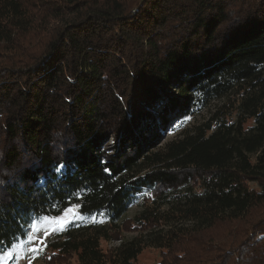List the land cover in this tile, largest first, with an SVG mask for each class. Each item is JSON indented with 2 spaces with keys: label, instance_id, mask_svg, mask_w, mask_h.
Returning <instances> with one entry per match:
<instances>
[{
  "label": "trees",
  "instance_id": "16d2710c",
  "mask_svg": "<svg viewBox=\"0 0 264 264\" xmlns=\"http://www.w3.org/2000/svg\"><path fill=\"white\" fill-rule=\"evenodd\" d=\"M73 206L45 264H264V0H0V247Z\"/></svg>",
  "mask_w": 264,
  "mask_h": 264
},
{
  "label": "rangeland",
  "instance_id": "374dc122",
  "mask_svg": "<svg viewBox=\"0 0 264 264\" xmlns=\"http://www.w3.org/2000/svg\"><path fill=\"white\" fill-rule=\"evenodd\" d=\"M222 103L218 104V106H221ZM209 111L208 109H204L202 111H199L197 113H195V115H192L189 118L188 123L193 124L196 122H201L203 121L205 118H207L209 115ZM251 124V123H249ZM176 124L174 123L173 127ZM172 128V127H171ZM171 128H169V130L165 133V139L163 140L162 144H165L169 141H171L173 138H175L179 131H171ZM250 187L252 188H258L256 184L254 183H250ZM142 195L143 196H148L149 194L147 192H144L143 194H139V197H137L136 199H134V201L130 204L129 206V210L128 212L124 215V218H134L137 214H139L144 206H143V200H142ZM73 209H75V216H71L69 215V223L65 226V228L72 223L73 221L77 220L79 217V213H78V206H73L71 207ZM68 211V209L66 210ZM65 211V212H66ZM40 220H38L37 222H39ZM64 228V229H65ZM29 231V229H28ZM62 231L60 232H52L49 233L47 236H45L44 231H41L39 233H32L33 235L37 236V240L34 241V245L38 244V255H36L35 259H32V253L29 252L27 254H22V258L19 260H16L15 257H13L8 264H29V262H31V264H45V260L43 259V254L46 252H49V250L47 249V246H49V244H51L56 237H58V235L60 233H62ZM137 234H127V237L129 239L133 238L134 236H136ZM42 239L43 243H39V240ZM119 244V242H112L110 244H102V247L104 249H109L111 246H117ZM46 245V246H45ZM50 252H52V250H50ZM159 250L157 249H146L138 258V261L136 264H158L159 262Z\"/></svg>",
  "mask_w": 264,
  "mask_h": 264
},
{
  "label": "snow or ice",
  "instance_id": "6c2138e0",
  "mask_svg": "<svg viewBox=\"0 0 264 264\" xmlns=\"http://www.w3.org/2000/svg\"><path fill=\"white\" fill-rule=\"evenodd\" d=\"M75 214V209L69 208L68 211L63 212L59 216H45L42 217L39 222L33 221L32 224L29 225V231L24 234L26 240L19 241L10 247H0V264H8L13 257L19 260L22 258V254H27L29 252L32 253V259H35L36 255H38V244L34 245L37 236L32 233L44 231L45 236H47L52 232H60L64 230L65 226L69 223V215L74 217ZM39 243H43V240L40 239ZM29 264H31V262H29Z\"/></svg>",
  "mask_w": 264,
  "mask_h": 264
}]
</instances>
